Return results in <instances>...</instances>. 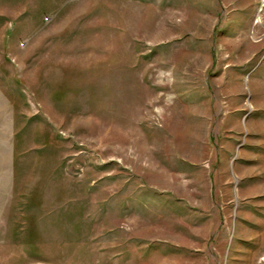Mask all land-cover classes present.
<instances>
[{
	"label": "rangeland",
	"instance_id": "rangeland-1",
	"mask_svg": "<svg viewBox=\"0 0 264 264\" xmlns=\"http://www.w3.org/2000/svg\"><path fill=\"white\" fill-rule=\"evenodd\" d=\"M23 18L0 264H264V0H23Z\"/></svg>",
	"mask_w": 264,
	"mask_h": 264
},
{
	"label": "crops",
	"instance_id": "crops-1",
	"mask_svg": "<svg viewBox=\"0 0 264 264\" xmlns=\"http://www.w3.org/2000/svg\"><path fill=\"white\" fill-rule=\"evenodd\" d=\"M33 28L30 23L25 25L23 0H0V82H16L11 74L12 68L2 63V57L15 55L17 41L32 37Z\"/></svg>",
	"mask_w": 264,
	"mask_h": 264
}]
</instances>
